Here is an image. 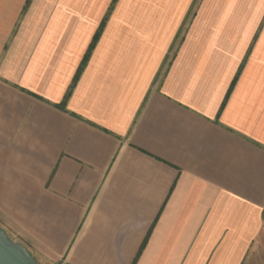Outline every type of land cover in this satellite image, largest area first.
<instances>
[{
  "label": "crops",
  "instance_id": "1",
  "mask_svg": "<svg viewBox=\"0 0 264 264\" xmlns=\"http://www.w3.org/2000/svg\"><path fill=\"white\" fill-rule=\"evenodd\" d=\"M0 229L42 264H264V0H0Z\"/></svg>",
  "mask_w": 264,
  "mask_h": 264
},
{
  "label": "water",
  "instance_id": "2",
  "mask_svg": "<svg viewBox=\"0 0 264 264\" xmlns=\"http://www.w3.org/2000/svg\"><path fill=\"white\" fill-rule=\"evenodd\" d=\"M0 264H39L19 242L0 229Z\"/></svg>",
  "mask_w": 264,
  "mask_h": 264
},
{
  "label": "trees",
  "instance_id": "3",
  "mask_svg": "<svg viewBox=\"0 0 264 264\" xmlns=\"http://www.w3.org/2000/svg\"><path fill=\"white\" fill-rule=\"evenodd\" d=\"M104 25H105V24H104ZM104 25H103V26H104ZM103 26L101 27L99 33H98V34L95 36V38H94V41H93V43H92V45H91V47H90V50L88 51V53H87V55H86V57H85V59H84V62H83L82 66L80 67V69H79V71H78V73H77V76H76V79H75V83H76L77 80L79 79V77H80V75H81V73H82V71H83V66H84L85 63L87 62L89 56L91 55V52H92L93 48L95 47V45H96V43H97V41H98V39H99L100 33H101L102 29H103Z\"/></svg>",
  "mask_w": 264,
  "mask_h": 264
},
{
  "label": "rangeland",
  "instance_id": "4",
  "mask_svg": "<svg viewBox=\"0 0 264 264\" xmlns=\"http://www.w3.org/2000/svg\"><path fill=\"white\" fill-rule=\"evenodd\" d=\"M11 239V238H10ZM35 259V258H34ZM36 260V259H35ZM39 264H42L41 262H39V260H36Z\"/></svg>",
  "mask_w": 264,
  "mask_h": 264
}]
</instances>
